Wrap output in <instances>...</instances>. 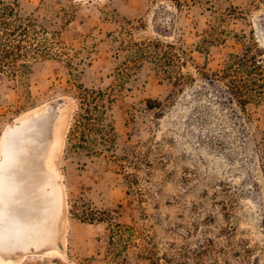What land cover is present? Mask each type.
<instances>
[{
	"label": "rangeland",
	"instance_id": "1",
	"mask_svg": "<svg viewBox=\"0 0 264 264\" xmlns=\"http://www.w3.org/2000/svg\"><path fill=\"white\" fill-rule=\"evenodd\" d=\"M20 5L45 25L39 39L49 53L22 81L0 75V164L11 130L50 115L46 159L59 206L54 239L0 256L8 264H264V95L235 93L236 82L221 77L232 53L250 47L264 60V0ZM77 84L114 100L117 136L110 150L65 157Z\"/></svg>",
	"mask_w": 264,
	"mask_h": 264
},
{
	"label": "trees",
	"instance_id": "2",
	"mask_svg": "<svg viewBox=\"0 0 264 264\" xmlns=\"http://www.w3.org/2000/svg\"><path fill=\"white\" fill-rule=\"evenodd\" d=\"M44 31L46 27L38 22L37 17L22 10L20 0H0V75L24 80L30 72L32 60L49 53L39 39ZM257 57L250 47L241 54H230L221 77L236 82L235 93L264 95V60ZM76 88L78 108L67 133V138L74 141L70 147H65V157L80 147L87 148L92 154L110 150L117 136L112 115L114 100L105 98L106 93L100 87L77 84Z\"/></svg>",
	"mask_w": 264,
	"mask_h": 264
},
{
	"label": "bare ground",
	"instance_id": "3",
	"mask_svg": "<svg viewBox=\"0 0 264 264\" xmlns=\"http://www.w3.org/2000/svg\"><path fill=\"white\" fill-rule=\"evenodd\" d=\"M44 112V111H43ZM7 135L0 164V248H37L55 237L59 192L47 163L54 120L44 115ZM9 260L0 256V264Z\"/></svg>",
	"mask_w": 264,
	"mask_h": 264
},
{
	"label": "water",
	"instance_id": "4",
	"mask_svg": "<svg viewBox=\"0 0 264 264\" xmlns=\"http://www.w3.org/2000/svg\"><path fill=\"white\" fill-rule=\"evenodd\" d=\"M44 115H45L44 113H41V114H39V115H37V116L31 117V118H30V122H31V121H34V120H36V119H38V118H40V117H43Z\"/></svg>",
	"mask_w": 264,
	"mask_h": 264
}]
</instances>
